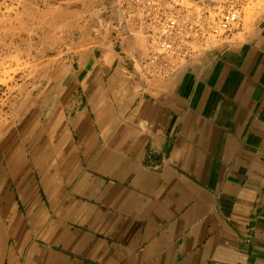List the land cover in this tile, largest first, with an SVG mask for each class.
Returning <instances> with one entry per match:
<instances>
[{
	"label": "crops",
	"instance_id": "0c3cea01",
	"mask_svg": "<svg viewBox=\"0 0 264 264\" xmlns=\"http://www.w3.org/2000/svg\"><path fill=\"white\" fill-rule=\"evenodd\" d=\"M229 36L162 76L79 54L0 141V264H264V15Z\"/></svg>",
	"mask_w": 264,
	"mask_h": 264
},
{
	"label": "rangeland",
	"instance_id": "374dc122",
	"mask_svg": "<svg viewBox=\"0 0 264 264\" xmlns=\"http://www.w3.org/2000/svg\"><path fill=\"white\" fill-rule=\"evenodd\" d=\"M50 1L0 0V141L16 127L23 136L22 125L61 102L67 68L76 67L78 55L88 48L122 50L136 63L144 56L137 51L146 45L141 33L134 34L132 41L124 34L122 40L116 38L113 18L118 14L113 0ZM241 4L240 23L230 34L240 28L249 30L264 15V0ZM229 35L217 46L240 38ZM0 167L3 178L1 155Z\"/></svg>",
	"mask_w": 264,
	"mask_h": 264
},
{
	"label": "built area",
	"instance_id": "2783aa9c",
	"mask_svg": "<svg viewBox=\"0 0 264 264\" xmlns=\"http://www.w3.org/2000/svg\"><path fill=\"white\" fill-rule=\"evenodd\" d=\"M242 1L113 0L114 33L119 40L142 33L147 45L141 63L151 75H163L223 42L240 23Z\"/></svg>",
	"mask_w": 264,
	"mask_h": 264
},
{
	"label": "bare ground",
	"instance_id": "6f19581e",
	"mask_svg": "<svg viewBox=\"0 0 264 264\" xmlns=\"http://www.w3.org/2000/svg\"><path fill=\"white\" fill-rule=\"evenodd\" d=\"M50 1V0H49ZM51 2V1H50ZM47 5V4H46ZM55 7H57V6H55ZM54 8V7H53ZM63 9V8H62ZM69 9V8H68ZM36 11H37V9H36ZM53 13V12H52ZM66 13V12H65ZM134 34H140V32L139 31H134V33H132V34H129V35H126V34H124V36H126V37H131V38H135L134 37ZM142 34V33H141ZM140 34V35H141ZM143 35V34H142ZM144 36V35H143ZM144 38H145V41H146V37L144 36ZM139 43V42H138ZM137 43V45H139ZM214 44V43H213ZM146 45H147V41H146ZM146 45H145V47L142 49V50H138L139 52L141 51V52H144L145 53V49H146ZM144 55V54H143ZM144 57V56H143ZM140 62H141V59L139 60ZM143 67V66H142ZM153 75H157V76H162V75H159V74H155V73H153Z\"/></svg>",
	"mask_w": 264,
	"mask_h": 264
}]
</instances>
